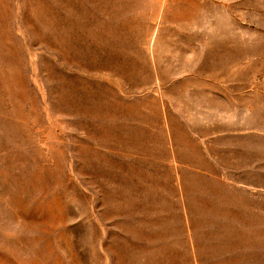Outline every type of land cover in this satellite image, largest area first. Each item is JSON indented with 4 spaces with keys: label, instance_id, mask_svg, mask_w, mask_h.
Masks as SVG:
<instances>
[{
    "label": "rangeland",
    "instance_id": "obj_1",
    "mask_svg": "<svg viewBox=\"0 0 264 264\" xmlns=\"http://www.w3.org/2000/svg\"><path fill=\"white\" fill-rule=\"evenodd\" d=\"M0 12V264L239 255L216 210L264 201V0Z\"/></svg>",
    "mask_w": 264,
    "mask_h": 264
},
{
    "label": "crops",
    "instance_id": "obj_2",
    "mask_svg": "<svg viewBox=\"0 0 264 264\" xmlns=\"http://www.w3.org/2000/svg\"><path fill=\"white\" fill-rule=\"evenodd\" d=\"M261 186H264V182ZM248 197L245 196L240 200L236 199L234 202L226 204L225 199H222L224 196H219L223 205L222 208L219 207L216 210V218L224 219V231L229 233L228 238L241 245L233 248L241 252L239 255L230 253L224 257L227 264H243L245 257L251 258L253 262L259 261L260 264H264V201L254 202ZM210 212L212 211L209 210L208 213ZM210 215L212 216L211 213ZM232 216L235 220L231 218ZM250 236H252V245L249 248ZM250 253L251 256H249Z\"/></svg>",
    "mask_w": 264,
    "mask_h": 264
},
{
    "label": "bare ground",
    "instance_id": "obj_3",
    "mask_svg": "<svg viewBox=\"0 0 264 264\" xmlns=\"http://www.w3.org/2000/svg\"><path fill=\"white\" fill-rule=\"evenodd\" d=\"M66 6V5H65ZM80 11V10H79ZM1 13V12H0ZM79 13V12H78ZM5 18V17H4ZM96 24V23H95ZM123 30V29H122ZM124 31V30H123ZM10 32V31H9ZM125 32V31H124ZM103 36V35H102ZM101 38V37H100ZM104 41H105V39H104ZM100 42V41H99ZM132 42V41H131ZM8 44V43H7ZM83 44V43H82ZM97 44V43H96ZM104 44V43H103ZM107 44V43H106ZM5 46V45H4ZM90 46V45H89ZM126 46V45H125ZM63 47V48H62ZM61 48V50H63V53H64V51L65 52H67V51H69V49H67V46L65 45V44H63V46H62ZM105 47V46H104ZM103 47V48H104ZM121 47V46H120ZM8 48V47H7ZM94 48V47H93ZM102 48V49H103ZM95 49V48H94ZM98 49V48H97ZM104 50V49H103ZM102 50V51H103ZM108 51H109V49H107ZM97 53V52H96ZM12 54V53H11ZM92 54H94V53H92ZM104 54V53H103ZM102 54V55H103ZM13 55V54H12ZM17 55V54H16ZM64 55V54H63ZM81 55V54H80ZM100 55V54H99ZM10 56V55H9ZM108 56V55H107ZM16 57V56H15ZM72 57V56H71ZM92 57V56H91ZM101 57V56H100ZM100 57H99V60H100ZM104 57V56H103ZM119 57H120V55H119ZM2 58V57H1ZM7 58V57H6ZM13 58V57H12ZM84 58V57H83ZM98 58V57H97ZM108 58V57H107ZM95 59V58H94ZM10 60V59H9ZM70 60V59H69ZM96 60V59H95ZM105 60V59H104ZM11 61V60H10ZM15 61V60H14ZM86 61H90V60H86ZM106 61H108V60H106ZM136 62V61H135ZM7 63V62H6ZM81 63V62H80ZM80 63H79V65H80ZM100 63H101V60H100ZM103 63H104V61H103ZM86 64V63H85ZM85 64L84 63H82L81 64V67H85ZM116 64V63H115ZM130 64H132V63H130ZM134 64V63H133ZM89 65V64H88ZM109 65V64H108ZM134 66H140V65H138L137 63L136 64H134ZM133 66V67H134ZM70 67V66H69ZM102 67V65H93L91 68H95V70H97V69H100ZM141 67V66H140ZM140 67L139 68H134V69H140ZM104 68V67H103ZM117 68V67H116ZM107 69H109V73L110 72H113V70H115V68H111V67H109V68H107ZM92 71H94V70H92ZM135 71H138V70H135ZM56 73V72H55ZM90 74V73H89ZM56 77V76H55ZM116 77V76H115ZM59 78V77H58ZM58 80V79H57ZM77 80V79H76ZM63 84V83H62ZM117 84V83H116ZM7 85V84H6ZM9 86V85H8ZM77 86V85H76ZM89 93V92H88ZM111 93V92H110ZM95 94V93H94ZM100 94V93H99ZM87 95V94H86ZM100 96V95H99ZM114 96V95H113ZM97 97V96H96ZM61 100V99H60ZM52 101H54V100H52ZM115 104V103H114ZM31 110V109H30ZM116 110V109H115ZM32 111V110H31ZM73 113V112H72ZM77 113V112H76ZM71 115V114H70ZM112 115V114H111ZM73 116V115H72ZM92 122V121H91ZM117 125V124H116ZM97 126V125H96ZM97 129V128H96ZM116 129V128H115ZM107 132V131H106ZM109 132V131H108ZM98 133V132H97ZM104 133V132H103ZM110 133V132H109ZM103 135V134H102ZM100 139V138H99ZM102 169V168H101ZM99 173H100V171H99ZM213 192V191H212ZM140 200V199H139ZM120 202V201H119ZM138 203V202H137ZM118 204H120V203H118ZM136 204V203H135ZM127 207V206H126ZM231 218H233V216L231 217ZM234 219V218H233ZM232 219V220H233ZM235 220V219H234ZM238 220V219H237ZM196 245H197V243H196Z\"/></svg>",
    "mask_w": 264,
    "mask_h": 264
}]
</instances>
